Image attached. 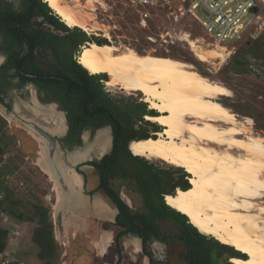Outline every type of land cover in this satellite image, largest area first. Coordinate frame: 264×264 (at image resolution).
Instances as JSON below:
<instances>
[{
    "label": "bare ground",
    "instance_id": "bare-ground-1",
    "mask_svg": "<svg viewBox=\"0 0 264 264\" xmlns=\"http://www.w3.org/2000/svg\"><path fill=\"white\" fill-rule=\"evenodd\" d=\"M43 1L69 28L78 27L110 38L109 27L98 22L94 13L96 0L83 3L72 0V4L68 0ZM186 40L199 61L214 65L219 60L221 66L231 55L226 45L214 44L210 48L203 46L200 39L190 36ZM77 61L91 75L106 74L107 86L118 87L126 93L139 92L142 101L158 112L145 116L146 120L161 126L156 136L133 140L128 148L135 156L160 159L189 174L190 187L166 194V204L185 214L201 233L246 255L231 258L232 264H264V205L258 203L264 197V137L252 132L250 118L239 119L237 113L219 101L221 96H231L230 90L197 72L190 63L151 52L139 53L113 42L102 45L86 42ZM15 110L21 116L27 115L19 104ZM34 111L33 119L46 130L52 133L63 130L64 123L57 116H48L43 108ZM0 114L9 119L1 108ZM26 126L38 144L35 164L52 182L61 211L68 208L67 223L76 221L88 209V202L82 197L73 202L70 196L73 203H67L61 190L71 194L69 177L79 189L80 177L74 174L73 179V171L62 169L66 190L60 189L61 184L45 160L44 141ZM107 137L105 130L100 131L94 142L96 148L90 154L97 157L106 154L111 146L106 142ZM88 154L84 152L76 159L88 158ZM122 198L129 203L127 197ZM92 208L106 219L114 217L115 210L97 198ZM58 237L65 242V235ZM109 242L107 235L104 244ZM134 245L136 252L137 244Z\"/></svg>",
    "mask_w": 264,
    "mask_h": 264
},
{
    "label": "rangeland",
    "instance_id": "rangeland-1",
    "mask_svg": "<svg viewBox=\"0 0 264 264\" xmlns=\"http://www.w3.org/2000/svg\"><path fill=\"white\" fill-rule=\"evenodd\" d=\"M68 1L72 4V0ZM81 2L83 3V0ZM111 5V9L103 11L97 8L96 12H94L98 22H103L104 25L110 28H108L110 38L90 34L80 28L79 30L83 31L87 36L105 39L107 42H113L118 46L132 47L139 53L151 52L156 55L171 56L192 64L197 72L213 81L220 82L230 90L231 96H221L219 101L237 113L239 119L250 118L252 120V132L257 136L264 137V6L259 11L263 22L262 30L255 31V38H252L249 35L253 28V25H251L247 27L240 39L225 41L223 45H226L229 49L232 46L234 50L224 64L220 66L218 65L219 60L215 61L217 65L197 60L186 42L182 46H164L158 43H151L146 39V35L151 31H155L153 32L154 34L156 32H165L166 30L163 27L158 28L156 24H150L149 29L138 27L137 24H134L133 16L127 7L121 3H112ZM198 15L205 19L200 13ZM246 18L250 22L254 20L251 14H248ZM187 21L191 23V37L200 39L205 47L211 48L214 46L209 43L211 41L210 38L204 34L198 23L191 22L190 19ZM47 28L58 36L65 34L51 27ZM179 28L189 29V24H183ZM98 33L102 34V32ZM81 47H79V52ZM67 51L62 53V60L65 63H68L70 59V48ZM79 52H72V58L76 59ZM106 79L104 77V79H100V82L103 88L111 95L128 101L142 102L148 110H153L149 108L146 102L142 101V96L139 92L126 93L118 87L107 86L105 83ZM33 91V88H30V94H33ZM26 94L28 93L26 92ZM14 95L16 99L21 98V94ZM155 112L156 114L158 113L157 111ZM0 123L2 126L0 130V145L3 149L2 153H0V161L4 166L5 174L8 175L5 191L10 196L7 205L13 209L15 216L22 213L27 217L32 215L34 205L44 204L47 206L54 240L57 244V250L51 258V264H149L148 258L142 253L141 243L138 239L127 235L121 237L118 244L113 242L114 234L118 231L113 224L114 218L106 219L99 216L92 208L93 203L91 205L88 203V209L78 216L76 221L67 223L68 214L60 210L61 205L58 204L52 182L35 164L38 144L25 129L27 123L16 114L10 115L8 120L0 116ZM26 127L31 128L30 126ZM102 130L106 131L108 136L106 142L111 145V129L108 125L99 128L96 132V137ZM85 134L87 137L90 135L89 131H86ZM94 147L96 148V146ZM84 152L87 151L80 152V155ZM144 159L151 163L155 169L172 173L173 178H176L181 173V171L176 169L178 167L160 159ZM81 162L82 160L76 163V166H79L76 168L77 172L83 176H81L80 192L101 197L100 193L92 191L97 184L93 167L85 166L84 162ZM182 172L185 171L182 169ZM176 189L173 190V194ZM120 197H127L129 200L127 204L133 209L141 207L140 196L126 188L120 190ZM258 203L264 205V197ZM54 206L57 207L56 211ZM110 206L112 207V205ZM9 221L7 228L15 234L10 235L11 237L14 236V241L12 240L13 246H11L15 250V257L29 264H45L44 261L37 258L38 248L31 241L36 220L18 221L10 219ZM172 229L175 230L174 228ZM58 235L66 236L64 243L61 242ZM107 235L110 242L105 245L104 237H107ZM134 243L137 244L138 248L136 252H134ZM118 247L121 257L117 261ZM158 249L153 247L154 253L158 257L163 254L166 255L165 259L168 264H184L180 245L166 246L163 252ZM241 254V258L246 257L243 253Z\"/></svg>",
    "mask_w": 264,
    "mask_h": 264
},
{
    "label": "trees",
    "instance_id": "trees-1",
    "mask_svg": "<svg viewBox=\"0 0 264 264\" xmlns=\"http://www.w3.org/2000/svg\"><path fill=\"white\" fill-rule=\"evenodd\" d=\"M23 1L27 14L25 22L13 17L15 12L6 10L0 0V32L16 43L18 38L19 42L24 41L30 52L38 45L43 48H59L62 42L73 53L79 52V47L86 42L99 45L108 43L105 39L87 36L78 27L69 28L42 0ZM31 19L34 22L31 23ZM12 24L18 29L13 30ZM46 26L66 34L59 40V36ZM55 74L63 79L51 78L42 83L68 109L69 138L73 142H79V135L84 129L93 131L105 125L111 129L110 151L99 160L88 161L86 164L93 167L97 176L95 191H99L117 208L114 223L120 230L115 236V243L118 244L120 238L126 235L139 237L142 253L148 258L149 264L164 262L158 261L151 251L150 244L155 240L165 243L167 247L180 245L184 264H232L231 258L241 257L239 251L201 233L185 214L166 204V194H173L176 188L187 190L190 187L188 173L176 168L181 173L173 178L172 173L155 169L147 160L130 152L128 145L131 141L155 137V133L161 129L156 123L144 119L148 114L155 115V110H148L142 102L111 95L100 82V79H106V74L91 75L75 58H70L68 63L63 62L62 57L59 58ZM2 151L0 145V153ZM6 182L7 180L5 185ZM122 188L140 196L139 209L129 207L122 200ZM9 199L10 196L5 191V198L0 201V212L13 220H36L31 241L38 248L37 258L45 264H51L57 244L47 206L34 205L29 217L22 213L15 216L13 209L7 205ZM8 237V230L0 223V251L6 247ZM117 253L119 260V247Z\"/></svg>",
    "mask_w": 264,
    "mask_h": 264
},
{
    "label": "flooded vegetation",
    "instance_id": "flooded-vegetation-1",
    "mask_svg": "<svg viewBox=\"0 0 264 264\" xmlns=\"http://www.w3.org/2000/svg\"><path fill=\"white\" fill-rule=\"evenodd\" d=\"M2 1H3V6L5 7L6 10L10 9L12 12H15V15L13 17H17V19L23 20V22H25L27 14H26V5L23 0H2ZM14 19L15 18H12V20ZM32 22H34L33 19H31V23ZM12 29L15 30L18 28L16 25L12 24ZM63 36H59L58 39L61 40ZM17 42L18 43L14 42L10 38H7L5 34L0 32V108L1 110L7 116L14 115V114L18 115L27 123L26 125L30 126L31 129L33 130H35L36 127H39L45 130V132L53 135V138H52L53 142L56 143V145L59 147V149L64 154V156H66V154H68L71 151L73 152L75 149H77V147L84 146L83 149L81 150L79 149L75 153L68 155L70 158L68 164L71 163L74 166L76 162L81 161V160H77L76 158L78 157V155H80V152L82 151H88L89 154L87 156L89 155L93 156V154H90V153L91 151L95 149V147L93 148V146H94L96 132L98 128L97 130L95 129L93 131H91L90 129H84L83 131H81L79 135V142H73L69 138V119H67L66 121L67 127H65V123L61 115V112L57 109L60 107L65 108V109L67 108L60 103V101L55 96L53 91L42 83V81L46 82V80H49L51 78L61 77L55 74L56 68L58 66V60L59 58L62 57V53L66 52L68 48L70 47L67 44L62 42L59 45V48L50 47V46L43 48L40 45H38L36 48L33 49L32 52H30L27 49V46L25 45L24 41L19 42V38H18ZM69 54H70V58H72V51L71 53L69 52ZM30 88H33L34 90L33 94H30L29 92ZM26 92L28 94H26ZM14 94H21V98L16 99L14 97L15 96ZM35 95H37L38 100L35 98ZM28 98L30 99V101H28ZM53 100L57 101L59 105L56 106ZM16 104H19L26 111L27 115L24 114V116H21L18 113H16V110H15ZM40 108L45 109L47 111L45 114H47L48 116L54 115L60 118L61 121H63L64 127L61 132L52 133L46 130L44 126L42 127V125H39V123L33 119L32 116H34L35 114L34 110L38 109L40 111ZM68 114H69V111H68ZM0 116L6 119L3 115L0 114ZM1 129H2V126L0 123V130ZM86 131H89L90 133L89 137L86 136L85 134ZM92 138L93 140L91 141ZM95 157L98 158L97 156H94V158ZM86 162L88 161H84L83 163L85 166H91L89 164H86ZM61 164L63 166H61ZM61 164H60L61 171L62 169L64 170L65 168L68 169V167L63 162H61ZM77 167L79 166H75V170ZM77 173L78 174L73 172V179H75L74 174H76L77 176L80 177V180L82 182L83 176L81 175V173L79 172ZM70 180L71 179L69 177V179H67V183L70 187L69 191L71 192V194L67 192H63L61 190V192L63 193V199L65 200V202L73 203L77 198L82 197L86 199V201L89 204H91L93 203L94 198H97L101 200L102 202H104L110 208L114 209L115 212L117 213V208L112 203H110L105 197H103V195L99 191H95L97 184L96 186H94L92 191L94 193H100L101 197L80 192V188L77 189L73 185V183H71ZM96 181H97V176H96ZM60 189H62L61 185H60ZM70 196L73 198V202ZM110 205H112V207ZM63 211L67 212V214L69 215L68 208L66 209L64 208ZM116 213H114V217H113L114 219L112 218L114 226L118 229V231L114 234V237H113L114 243H115V236L120 230V228L116 226L114 223ZM132 237L138 239L141 243V240L139 237H136V236H132ZM153 242L150 244L153 255L157 258L158 261L167 262V260L165 259L166 255L163 254L161 257H158L154 253L153 246H152ZM117 261H118V253H117ZM164 262H159L157 264H161V263L163 264Z\"/></svg>",
    "mask_w": 264,
    "mask_h": 264
},
{
    "label": "built area",
    "instance_id": "built-area-1",
    "mask_svg": "<svg viewBox=\"0 0 264 264\" xmlns=\"http://www.w3.org/2000/svg\"><path fill=\"white\" fill-rule=\"evenodd\" d=\"M112 3H121L127 7L133 16L134 24L138 27L149 29L150 24H156L158 28L163 27L165 32L154 34L155 31H151L146 35V39L164 46H182L185 42L188 43L186 39L191 36L192 30L191 23L187 21L189 19L200 25L212 45L240 39L251 25L253 28L249 35L255 38L254 32L263 28L259 11L264 6V0H96L95 5L96 9L106 11L112 8ZM253 7H257L256 13L251 12ZM248 14L253 16L252 22L247 20ZM183 24H189V29H180ZM233 50L231 46V53ZM3 168L0 161V201L5 198V180L8 179ZM9 220L10 218L0 212V223L9 234L6 247L0 251V264H29L14 255L15 250L12 248L14 236L10 235L15 234L7 228Z\"/></svg>",
    "mask_w": 264,
    "mask_h": 264
},
{
    "label": "water",
    "instance_id": "water-1",
    "mask_svg": "<svg viewBox=\"0 0 264 264\" xmlns=\"http://www.w3.org/2000/svg\"><path fill=\"white\" fill-rule=\"evenodd\" d=\"M256 11H257V7H253L251 9L252 13H255ZM57 78L63 79L62 77H57ZM35 98L38 100L37 95H35ZM28 101H30L29 98H28ZM54 103L56 104V106L59 105V103L57 101H54ZM57 109L61 112V115H62L64 123H65V127H67L66 121H67V119H69L68 110L65 109V108H61V107L57 108ZM100 128H102V127H100ZM35 131L37 132V134L44 141V145H45V160H46V162L49 163L48 167L53 172V175H54L55 179L63 186L62 189L66 190V186L62 184L63 183V172L61 171L60 164H61V162H63L68 167V171H73L76 174H78L77 171L75 170V166L77 164H74V166L71 163L68 164L69 159H70L68 155H70L72 153H75L79 149L80 150L83 149L84 146L77 147V149H75L73 152L71 151L68 154H66V156H64V154L61 152V150L56 145V143L53 142V140H52L53 135L45 132V130H43V129L39 128V127H36ZM92 140H93V138L91 139V141ZM100 157L101 156H99L98 158H96V157L94 158V156L89 155L88 158L85 159V160H82V162H84V161H95V160H98ZM76 163H78V162H76ZM125 203L127 204V202H125ZM152 246L156 247V248H159L161 252H163L164 248L166 247L165 243L160 242L158 240H155L153 242Z\"/></svg>",
    "mask_w": 264,
    "mask_h": 264
}]
</instances>
